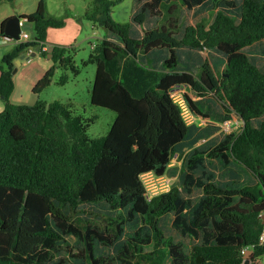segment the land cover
Masks as SVG:
<instances>
[{
    "label": "trees",
    "instance_id": "trees-1",
    "mask_svg": "<svg viewBox=\"0 0 264 264\" xmlns=\"http://www.w3.org/2000/svg\"><path fill=\"white\" fill-rule=\"evenodd\" d=\"M12 1L0 0V5ZM123 1L92 0L85 15L118 39H100L84 62L95 65L90 104L115 113L110 130L98 139L87 137L93 121L76 114L71 104L11 103L15 61L40 45L38 53L47 57L48 32L64 27L43 1L34 13L19 17L31 25L33 35L15 44L0 65V264H48L67 236L81 244L73 258L82 264H243V251L250 249L249 261L257 264L264 257V247L257 244L264 214V121L258 127L252 122L264 116V74L243 49L264 41V0H241L237 12L218 10L208 26L185 27L179 39L180 6H217L219 0H135L143 4L134 23L141 26L147 12L159 19L140 39L111 17L112 8ZM221 3L231 7L227 0ZM180 48L216 49L226 57L225 68L216 74L204 63L198 74L178 72ZM152 50L170 53L161 71L139 62ZM51 55L54 64L77 73L64 48L55 46ZM53 74L54 66L33 93L48 87ZM65 82L61 77L59 84ZM181 87L191 92L182 99L193 116L206 118L193 98L212 95L224 114L242 124L212 149L188 155L181 185L188 194L201 189L194 204L175 186L148 197L141 181L146 173L164 176L175 148L190 132L173 97ZM212 158L241 165L256 184L221 187L210 176L206 182L195 178L204 159ZM99 204L116 212L113 218L81 220L80 206ZM167 214H173L178 235L199 243L186 251L182 242L165 238L158 220ZM99 247L115 255L106 259Z\"/></svg>",
    "mask_w": 264,
    "mask_h": 264
},
{
    "label": "rangeland",
    "instance_id": "rangeland-1",
    "mask_svg": "<svg viewBox=\"0 0 264 264\" xmlns=\"http://www.w3.org/2000/svg\"><path fill=\"white\" fill-rule=\"evenodd\" d=\"M40 1H43L46 11L50 16L64 21V27L51 30L49 40L54 45L64 48L67 51V55L72 57L73 65L77 73L65 70L58 64H54L51 58L49 59L41 56L38 57V59H30V62L33 60L36 63L33 62L29 65V62L26 67L15 65L12 73L14 82V97L12 101H14L15 105L27 106H34L37 103L47 105L54 101L71 104L76 114L81 115L85 119H92L93 121L87 128V137L89 139L104 137L112 126L115 113L90 104L95 65H84V62L87 61L93 45L100 39L106 38L114 41H118V39L108 34L104 29L94 27L93 24L85 18V15L89 12V8L91 7L92 0H13L10 3H3L0 5V22L10 15L13 17H20L34 13ZM223 1L224 0H219V3ZM227 1L233 2L237 6H240L241 3V0ZM219 5H221L220 10L232 9L222 3L213 6L211 9L199 10L197 12L187 10L185 7L180 6L179 32L182 33L185 27L194 26L201 22L208 26L215 17ZM140 8L141 5L135 0H124L122 3L112 8L111 17L115 22L128 26L129 31L131 30V33L129 32L131 37H134V31L143 33V31L146 30L144 29L145 27L153 25L156 28L159 24V19L150 18V16L145 13L144 19L146 20V24L141 26L136 25L133 20L140 14ZM22 31L27 33L29 38L33 35V29L29 24H24ZM11 50L12 45L8 43L5 44L0 38V51H2V54H0V65L3 55L11 52ZM45 52L48 55L47 49ZM200 52H196L197 54L194 53V58L190 59V63L196 67L191 68V70L195 71V74H198L201 66L204 63H208L214 73L220 74L225 63L224 56L214 50L211 52ZM243 53L254 63L260 72L264 74V41H260L243 49ZM154 60L155 62H150L149 56H139V62L142 65L148 67L152 65H161L162 67L163 61L161 60L160 54L155 53ZM23 62L24 64L27 63L25 60H23ZM38 66L47 67L48 70L54 66V74L50 85L39 94H34L33 88L38 81L39 75ZM61 77L66 78V82L63 85L59 84ZM185 92L191 94V92L184 87L176 88L173 91V97L179 100ZM197 103L198 109L206 118L198 117L199 119H194L192 124L189 125V137L177 147L174 154H172L171 165L166 173V179L169 181V188L172 186L177 187L182 196L190 201H197L201 196V191L197 189L189 195L186 194L181 185L182 175L185 171V161L192 149L210 148L220 142L229 132H239L242 126V124H235L237 118L234 115H231L232 117L230 118L223 115L224 112L221 105L212 95H210L208 99L201 101L197 100L196 104ZM228 120H230V125L226 126L225 124L228 123L226 122ZM263 121L264 116L253 121L252 125L258 127ZM222 164L221 161L209 159H206L204 163V171L210 173L217 184L236 183L238 186H245L254 185L256 183L255 178L241 165L231 163L225 167ZM195 176H201V170L197 171ZM156 187L158 189L159 184H157ZM79 210V217L81 220L97 223H101V217L110 216L113 218L116 213L104 204L82 205ZM173 217V214L162 216L158 220V228L165 238L178 242L180 238L172 228ZM131 230L132 227L127 225L126 232L130 233ZM121 242H124V239H121ZM182 243L186 251H189L195 244L189 239L182 240ZM81 247L79 241L74 237H65L64 242L60 244V253L56 255L53 254V260L48 264H82L80 261L73 258V254H76ZM99 250L100 256L106 259L113 258L115 255L112 249H103L99 247ZM148 250H150V248H148ZM248 257L247 255L244 257V262L249 259ZM114 264H116V262ZM165 264H167V262ZM247 264H251V261ZM257 264H264V257L259 258Z\"/></svg>",
    "mask_w": 264,
    "mask_h": 264
},
{
    "label": "crops",
    "instance_id": "crops-1",
    "mask_svg": "<svg viewBox=\"0 0 264 264\" xmlns=\"http://www.w3.org/2000/svg\"><path fill=\"white\" fill-rule=\"evenodd\" d=\"M230 2V1H229ZM138 4H140L141 5V8H142V4L143 3H140V2H137ZM220 4V3H219ZM231 4V10H229V9H227L226 11L227 12H236V10H237V8H238V6L237 5H235L233 2H231L230 3ZM214 5H213V3H206V4H204V5H201V6H197V7H195V8H193V9H188L187 7H185V6H183V7H185L187 10H192L193 12L194 11H199V10H205V9H211L212 7H213ZM141 8H140V11H141ZM220 8H221V5H219L218 7H217V9L218 10H220ZM147 15H149L150 16V18H156V19H158V17H155V16H151L148 12L146 13ZM13 16H9V17H6L5 19H3L1 22H0V26H1V24L4 22V21H6V20H8L9 18H12ZM136 24V23H135ZM146 24V20L144 19V22H143V24L142 25H145ZM180 24V23H179ZM136 25H138V24H136ZM138 26H140V25H138ZM145 27V26H144ZM153 28H155V26H149V27H145L144 29H146V30H150V29H153ZM179 29H180V27H179ZM50 32H51V30L48 32V36H47V42H46V44L44 45L45 47L44 48H46L47 50L49 49V47H55L56 45H54L53 43H51V41L49 40V35H50ZM130 33H131V30L129 31ZM179 32V31H178ZM129 33V34H130ZM134 37H132V38H134V39H140V38H142V36H143V33L142 32H140V33H137V31H134ZM181 36H182V33H178L177 35H176V38H181ZM130 37H131V34H130ZM0 38H1V40L5 43V44H10V45H12V49H13V47L15 46V43L13 42V41H5V38H3L2 37V35L0 34ZM31 39V38H30ZM212 50H214V51H217L216 49H207V50H194V49H188V48H180V49H178L177 50V52H176V56H177V62H178V65H177V71L178 72H188V73H193V74H195L196 72L195 71H192L191 70V68H196V67H194V65L193 64H191L190 63V59H192V58H194V53H196V52H200V51H206V52H211ZM12 51V50H11ZM218 53H220L219 51H217ZM33 53V51L30 53V54H32ZM155 53H157V54H160L161 55V60L163 61V63H164V61L166 60V59H168L169 58V56H170V53H169V51H167V50H152V51H150L147 55H145L144 57H147V56H149V61L150 62H155V60H154V54ZM201 53V52H200ZM0 54H2V51H0ZM29 54V55H30ZM197 54V53H196ZM220 54H222V53H220ZM201 55H203V54H201ZM223 55V54H222ZM140 56H143V55H140ZM224 56V60H225V63H226V57H225V55H223ZM38 57H40V54L39 53H37L33 58H30V59H38ZM197 58H198V55H197ZM25 60V61H27V63L26 64H24V62H23V60L21 61V63H20V65H17V66H19V67H26L27 65H28V63L31 61V60ZM37 61H39V60H37ZM34 61L32 60V62H30V64L29 65H31L32 63H33ZM34 63H36V62H34ZM193 63V62H192ZM225 63H224V65H223V68H222V71L224 70V67H225ZM195 64V63H194ZM16 65V64H15ZM39 65V64H38ZM196 66H198L197 64H195ZM150 68H152V69H155V70H163V64H162V67H161V65L160 66H154V65H152ZM158 68H160V69H158ZM38 69H39V75H38V81L42 78V76L44 75V73L48 70L47 69V67H44V66H38ZM37 81V82H38ZM14 97V90H13V93H12V95H11V98H10V101H11V103H13L14 104V101H12V98ZM209 97H207V98H203V99H199V98H193V101L196 103V101L198 100H205V99H208ZM197 105V107H198V103L196 104ZM199 108V107H198ZM222 108V107H221ZM220 108V109H221ZM3 109H4V105H3V103L2 102H0V112H2L3 111ZM223 115H226V114H223ZM226 117H228V118H230V117H232L231 115L229 116V115H226ZM194 119L196 120V119H199L198 117H195L194 116ZM229 121L230 120H228V121H226V122H228L229 123ZM226 122H224V123H226ZM235 124H237V125H240L241 124V122L240 121H237V120H235ZM190 133V132H189ZM189 137V134H188V136H187V138ZM187 138H185L177 147H179ZM219 143V142H218ZM217 143V144H218ZM217 144H215L214 146H216ZM214 146H212V147H207V148H194V149H192V151L193 150H199V151H207V150H210V149H212ZM176 147V148H177ZM176 148H175V150H176ZM174 150V151H175ZM205 160L206 159H204V161H203V165H202V167H199L195 172H194V177L195 178H200V179H202L203 181H205L206 182V177H208V176H210L211 178H212V180H211V182L213 183V184H215V185H217V186H221V187H226V186H229V185H236V183L235 184H230V183H228V184H223V185H219V184H217L215 181H214V177L210 174V173H208V172H205L204 171V163H205ZM209 160H218V161H221V159H219V158H216V159H209ZM222 162V161H221ZM223 163V162H222ZM231 163H234V162H229L227 165H225L224 163L222 164L223 166H228L229 164H231ZM171 165V164H170ZM199 170H201V176H195V173L197 172V171H199ZM182 177H183V175H182ZM253 177V176H252ZM162 178H167L166 177V174L164 175V176H162ZM255 181H256V179H255ZM256 184V183H255ZM254 184V185H255ZM238 186V185H237ZM197 188H195V189H192L191 190V192L189 193V194H191L194 190H196ZM197 190H200L201 191V189H197ZM186 194H188V193H186ZM188 194V195H189ZM201 196H202V191H201ZM200 196V197H201ZM186 199V198H185ZM189 200V199H188ZM199 200V199H198ZM197 200V201H198ZM197 201H191L192 202V204H194L195 202H197ZM105 205V204H104ZM173 219H174V217H173ZM127 234H130V233H127ZM179 238H180V240L178 241V242H182V240H185V239H189V240H192V242L193 243H199V241H195V240H193V239H190V238H183V237H181L180 235H177ZM251 253V252H250ZM251 255V254H250ZM249 258V257H248ZM167 264H169V261H167Z\"/></svg>",
    "mask_w": 264,
    "mask_h": 264
},
{
    "label": "built area",
    "instance_id": "built-area-1",
    "mask_svg": "<svg viewBox=\"0 0 264 264\" xmlns=\"http://www.w3.org/2000/svg\"><path fill=\"white\" fill-rule=\"evenodd\" d=\"M20 28H21V33H20V40L19 41H14V40H9L6 37L2 36L3 38H5V41H13L15 44H18L20 42L23 41H28L30 40L29 36L27 33L22 31V28L24 26V22H20L19 23ZM43 50L45 51L46 48H43ZM33 50H30L27 55L29 56V54L32 52ZM175 99V98H174ZM175 102L180 106L181 111H182V116L186 122L187 125H191L193 120H194V116L189 112L185 102L183 101V99H175ZM226 126H229L230 123H226ZM141 181L147 191V195L148 197L159 194L161 192H166L168 191L169 188V181L165 178L162 177H156L155 175H153L152 173H146L143 174L141 176ZM159 184V188L157 189L156 185ZM264 217V214H263ZM257 244L259 247H264V223H263V228L258 236V240H257ZM250 251L252 253V250H246L243 251L244 253V257H246L247 252Z\"/></svg>",
    "mask_w": 264,
    "mask_h": 264
},
{
    "label": "water",
    "instance_id": "water-1",
    "mask_svg": "<svg viewBox=\"0 0 264 264\" xmlns=\"http://www.w3.org/2000/svg\"><path fill=\"white\" fill-rule=\"evenodd\" d=\"M20 22H24V24L26 23L25 20L20 19L19 17L9 18L8 20H6L3 29L2 30L0 29V34L9 40L19 41L20 40V33H21V28L19 25ZM40 49H41V45L36 47L34 49L33 53L30 54L29 56L25 55V54L21 55L19 57V59H17L15 61V64L20 65L22 60H29L30 58H33L39 52ZM52 50H53V47H49L48 55H47V58H49V59L52 57V55H51ZM262 223H264V217L263 216H262ZM250 254H251L250 251H248L246 255L250 256ZM196 261H197V263H201L202 260L197 259ZM248 262H249V259H247L245 262H243V264H247Z\"/></svg>",
    "mask_w": 264,
    "mask_h": 264
}]
</instances>
